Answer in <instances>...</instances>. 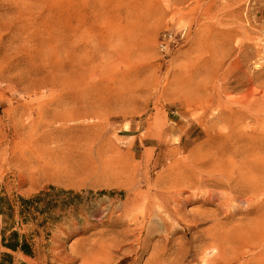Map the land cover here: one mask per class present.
Masks as SVG:
<instances>
[{"label":"rangeland","instance_id":"1","mask_svg":"<svg viewBox=\"0 0 264 264\" xmlns=\"http://www.w3.org/2000/svg\"><path fill=\"white\" fill-rule=\"evenodd\" d=\"M0 196L4 264H264V0H0Z\"/></svg>","mask_w":264,"mask_h":264},{"label":"trees","instance_id":"2","mask_svg":"<svg viewBox=\"0 0 264 264\" xmlns=\"http://www.w3.org/2000/svg\"><path fill=\"white\" fill-rule=\"evenodd\" d=\"M53 188V187H50ZM42 195H46L45 192L41 191L37 195L32 198H24L19 196L18 199L20 201L19 204V214L23 217L22 221L27 222L32 218L29 217L30 209H36L40 213H45L51 210V201L46 202V206L44 208H39V203L43 200ZM5 200V197L0 196V214L4 217L3 223L5 224L0 232L1 235V245L11 251H21L23 254L28 256H33L32 244L25 234H20L18 231L13 230V214L14 207L13 205L7 203L6 204V212L2 210V205ZM8 262L11 263V258L7 255ZM0 264H4L3 261H0Z\"/></svg>","mask_w":264,"mask_h":264},{"label":"built area","instance_id":"3","mask_svg":"<svg viewBox=\"0 0 264 264\" xmlns=\"http://www.w3.org/2000/svg\"><path fill=\"white\" fill-rule=\"evenodd\" d=\"M171 41H172V33L164 32L161 35V39H160L159 45H158V48L160 49V51L167 50Z\"/></svg>","mask_w":264,"mask_h":264},{"label":"bare ground","instance_id":"4","mask_svg":"<svg viewBox=\"0 0 264 264\" xmlns=\"http://www.w3.org/2000/svg\"><path fill=\"white\" fill-rule=\"evenodd\" d=\"M200 183L201 182H203V179H200V181H199ZM217 183V182H216ZM193 185H195V182L194 183H192V184H190V186H193Z\"/></svg>","mask_w":264,"mask_h":264}]
</instances>
